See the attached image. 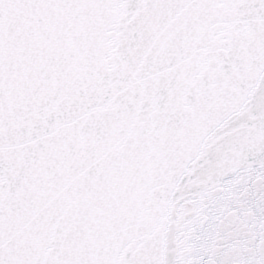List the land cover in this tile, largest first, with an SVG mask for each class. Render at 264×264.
Here are the masks:
<instances>
[{
  "label": "snow or ice",
  "instance_id": "snow-or-ice-1",
  "mask_svg": "<svg viewBox=\"0 0 264 264\" xmlns=\"http://www.w3.org/2000/svg\"><path fill=\"white\" fill-rule=\"evenodd\" d=\"M0 264H264V0H0Z\"/></svg>",
  "mask_w": 264,
  "mask_h": 264
}]
</instances>
